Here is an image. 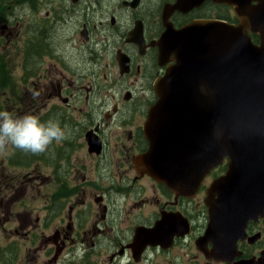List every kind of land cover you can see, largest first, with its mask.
<instances>
[{"label":"flooded vegetation","instance_id":"1","mask_svg":"<svg viewBox=\"0 0 264 264\" xmlns=\"http://www.w3.org/2000/svg\"><path fill=\"white\" fill-rule=\"evenodd\" d=\"M174 1L161 8L150 0L16 1L21 86L30 96L18 109L41 121L58 120L67 134L46 152L49 175L41 172L46 160L39 157L31 177L38 182L33 189L37 196L42 194L41 185L48 184L44 219L45 230L51 233H37L40 217L29 233L52 244L59 255L78 245L99 247L109 264H145L154 259L162 264H252L262 257L264 218L250 221L245 234L237 233L225 250L211 233V188L227 174V160L210 170L190 196L176 194L137 171L136 159L150 148L145 124L158 101L154 85L170 66L160 65L155 43L167 30L164 7ZM207 7L228 13L200 14ZM210 18L239 22L232 7L212 2L188 14L176 12L169 22L180 29ZM0 20L2 30H7L12 19ZM104 72L118 74L121 84L105 81ZM112 88L123 99L95 100L102 89ZM84 92L97 109L89 120L71 126L67 121L73 114L59 112L68 110ZM14 151L21 161L30 156ZM137 239L140 242L134 246ZM215 252L225 257H215Z\"/></svg>","mask_w":264,"mask_h":264},{"label":"water","instance_id":"2","mask_svg":"<svg viewBox=\"0 0 264 264\" xmlns=\"http://www.w3.org/2000/svg\"><path fill=\"white\" fill-rule=\"evenodd\" d=\"M208 1L232 6L239 24L197 19L179 30L170 24L175 12L188 14ZM163 19L159 62L173 65L155 83L158 101L145 124L150 148L135 164L140 175L190 196L228 160L209 202L211 233L225 250L264 217V0H176ZM252 264H264V252Z\"/></svg>","mask_w":264,"mask_h":264},{"label":"rangeland","instance_id":"3","mask_svg":"<svg viewBox=\"0 0 264 264\" xmlns=\"http://www.w3.org/2000/svg\"><path fill=\"white\" fill-rule=\"evenodd\" d=\"M16 1H9L0 7V18L4 19L3 22L12 19L7 30H2L3 23L0 20V79L2 80L0 83V110L9 111L13 116H22L25 112L23 113V110L18 108L22 101L30 96L25 94L26 90L22 91L21 86L23 57L20 46L22 39L18 38L19 28L15 24L18 9ZM168 1L170 0H150L155 8H161ZM9 10L11 13H8ZM227 13L228 10L226 9L217 8L213 10L210 7L200 12V14L213 16L217 14L224 16ZM61 46L58 44L57 48H61ZM57 51L59 52V50ZM31 71L33 73L32 67ZM29 74L28 72L27 76L32 78L33 76H29ZM104 74L108 76L105 81L116 82L114 86L121 84V78L118 74L113 72H104ZM114 92V88L102 89L95 100L108 97V101L117 103L116 99L111 98V96H119L118 93ZM90 100L86 98L84 92L83 96L76 100V103L71 101L68 110H62L59 113L65 115H68L69 112L72 113L73 120L67 122L71 126H78L85 120H89L93 109H97L93 108ZM27 154L30 153H26L25 157ZM39 157L46 160L45 163H42V165H46V168L43 167L41 172L48 176L50 169L47 167L46 153L35 156L30 154V159L27 158L28 161L27 159L21 161L14 148L9 146L5 153L0 154V264H109L99 247L83 249L82 246L75 245L78 247L73 246L72 249H67L62 255H59V251L52 244H44V239L38 238V236L35 238L34 234L29 233L32 231V227L37 224L36 220L39 217V231L37 233L41 232V235L44 236L51 233L50 230H45L44 219L48 217L45 206L46 194L49 192V188L45 186L48 184L41 185V188L44 187L42 194L37 196L33 189L37 187L38 182L31 178L35 171L33 164ZM121 264L126 263L122 262ZM145 264H162V262L159 259H154Z\"/></svg>","mask_w":264,"mask_h":264},{"label":"clouds","instance_id":"4","mask_svg":"<svg viewBox=\"0 0 264 264\" xmlns=\"http://www.w3.org/2000/svg\"><path fill=\"white\" fill-rule=\"evenodd\" d=\"M65 139L67 134L58 120L41 121L36 115L13 116L9 111L0 110V154L11 146L24 153L40 155Z\"/></svg>","mask_w":264,"mask_h":264},{"label":"trees","instance_id":"5","mask_svg":"<svg viewBox=\"0 0 264 264\" xmlns=\"http://www.w3.org/2000/svg\"><path fill=\"white\" fill-rule=\"evenodd\" d=\"M9 1H12V0H0V3L4 4V3H8ZM2 6V5H0Z\"/></svg>","mask_w":264,"mask_h":264}]
</instances>
